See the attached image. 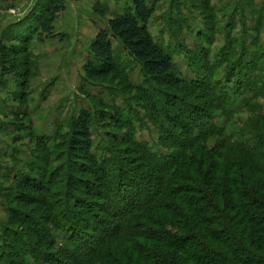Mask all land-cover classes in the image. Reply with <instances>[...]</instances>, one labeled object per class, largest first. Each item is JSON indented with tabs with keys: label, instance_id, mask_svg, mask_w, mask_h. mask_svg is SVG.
Instances as JSON below:
<instances>
[{
	"label": "trees",
	"instance_id": "trees-1",
	"mask_svg": "<svg viewBox=\"0 0 264 264\" xmlns=\"http://www.w3.org/2000/svg\"><path fill=\"white\" fill-rule=\"evenodd\" d=\"M64 1L49 0L34 19L40 41L52 36ZM153 14L146 0H130L98 30L83 71L92 82L121 76L116 42L141 66L146 87L131 88L159 127L158 140L136 139L130 120L100 99L99 121L125 129L123 138L109 134L95 144V118L82 110L57 148L68 163L47 170L50 150L36 137L44 154L3 194L16 193L21 209L8 205L7 225L21 230L7 229L5 242L0 237V264H264V110L252 105L264 98V68L247 46L239 55L232 42L218 63H233L227 84L207 60L202 73L186 79L150 33ZM1 49L4 70L22 86L26 69L19 70L17 56L26 49ZM238 102L250 113L240 123L244 141L226 131Z\"/></svg>",
	"mask_w": 264,
	"mask_h": 264
},
{
	"label": "rangeland",
	"instance_id": "rangeland-1",
	"mask_svg": "<svg viewBox=\"0 0 264 264\" xmlns=\"http://www.w3.org/2000/svg\"><path fill=\"white\" fill-rule=\"evenodd\" d=\"M48 1L0 0L2 242L7 240L4 236L7 229L15 232L21 230L7 225L11 219L8 205L12 206L13 211L21 209V205L14 201L16 193H12L10 198L6 195L7 199L3 194H6L8 187L13 186V178L18 172H27V165L36 163V155L44 154L38 149L41 143L36 137L45 139L46 148L50 150V156L45 152L50 161L46 165L47 170H59L68 163L65 160L63 162L61 155L64 153H59L57 148L69 133L71 121L82 110L92 112L95 118L90 128L95 144L107 140L109 134L123 138L128 134L125 129H114L108 125V119L99 121L96 100L100 99L121 111L125 121L130 120L135 128L136 139L153 145L159 138V127L150 119V113L145 109L146 103L139 100L136 91L131 88L145 86L141 66L123 52L116 42L115 52L121 63L120 70H123L121 76L92 82L85 78L83 71V64L89 56V45L98 30L105 27L114 14L128 6L130 0H65V9L53 23L52 36L40 41L34 19L40 15ZM146 2L154 8V14L148 22L150 33L159 44L172 52L176 68L186 79H194L199 71L202 73L204 60H207L208 66L217 67V80L227 84L224 77L233 63L229 66L218 63L232 42L235 49L239 50V55L243 45L247 46L250 57L255 59L253 61L264 68V0ZM27 36L29 40L22 43ZM2 46L26 49L25 55L18 53L17 56L19 70L26 69L22 86L20 83L23 81L19 76L4 70L8 62L1 60ZM253 104L262 106L264 110L263 97L252 101ZM234 111L226 131L244 141L239 135L240 123L247 121L250 113L241 102L236 104ZM223 123L224 118L221 117L218 124ZM213 143L214 139L209 141V145ZM126 147V143L117 145L120 150ZM92 151L99 156L100 151ZM55 236L57 242L62 244L61 233H55Z\"/></svg>",
	"mask_w": 264,
	"mask_h": 264
}]
</instances>
